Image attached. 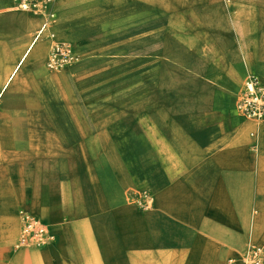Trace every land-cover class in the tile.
I'll use <instances>...</instances> for the list:
<instances>
[{
	"label": "rangeland",
	"instance_id": "374dc122",
	"mask_svg": "<svg viewBox=\"0 0 264 264\" xmlns=\"http://www.w3.org/2000/svg\"><path fill=\"white\" fill-rule=\"evenodd\" d=\"M20 2L14 9L39 18L34 33L46 26L49 52L69 45L76 57L23 67L27 80L43 74L34 91L0 84V143L10 149L4 159L12 185L19 165L41 155L48 169L65 176L82 173L90 160L103 175L106 153L129 183L131 204L146 215L155 201V140L192 152L215 142L233 115L247 117L238 107L247 79L264 76L253 69H264L258 39L264 24L248 22L264 16V7L249 12L246 0H45L33 10ZM11 54L1 45L2 63ZM41 146L43 151H32ZM7 185L0 180V189ZM116 191L111 188L113 196ZM8 197L0 195V216L16 213L20 219L29 208L13 206ZM103 199L99 193L95 202ZM95 261L105 264L103 254ZM239 261L248 264L244 252L233 264Z\"/></svg>",
	"mask_w": 264,
	"mask_h": 264
},
{
	"label": "crops",
	"instance_id": "0c3cea01",
	"mask_svg": "<svg viewBox=\"0 0 264 264\" xmlns=\"http://www.w3.org/2000/svg\"><path fill=\"white\" fill-rule=\"evenodd\" d=\"M17 1L0 4L7 9L0 13V47L12 50L5 63L0 57V84L28 93L43 84V74L27 80L21 70L43 66L50 40L37 36L41 27L33 32L39 18L14 9ZM246 1L249 12L264 7V0ZM248 22L264 24V16ZM258 39L264 55V32ZM231 119L215 142L201 143L194 152L155 140V201L146 215L131 204L129 183L106 153L103 175L90 160L82 173L65 176L63 170L48 169L41 155L19 165L12 185L4 159L10 149L0 143V180L8 183L0 195L8 193L5 200L13 206H27L55 235L33 251L15 249L9 243L20 235L22 219L16 213L1 215L0 264H96L101 253L105 264H233L251 244L264 250V117ZM99 193L102 204L95 202Z\"/></svg>",
	"mask_w": 264,
	"mask_h": 264
},
{
	"label": "built area",
	"instance_id": "2783aa9c",
	"mask_svg": "<svg viewBox=\"0 0 264 264\" xmlns=\"http://www.w3.org/2000/svg\"><path fill=\"white\" fill-rule=\"evenodd\" d=\"M45 0H21L20 6L24 9L33 10ZM46 27V26H43ZM76 57L74 48L69 45L58 47L50 57V66L61 60L73 59ZM246 94L239 104V109L247 117H264V81L257 75L250 76L246 81ZM21 232L14 243L15 249L24 247H41L47 242L55 239L49 225L39 216L30 211L23 212L21 217ZM244 259L248 264H264V252L258 245H249L244 251Z\"/></svg>",
	"mask_w": 264,
	"mask_h": 264
},
{
	"label": "bare ground",
	"instance_id": "6f19581e",
	"mask_svg": "<svg viewBox=\"0 0 264 264\" xmlns=\"http://www.w3.org/2000/svg\"><path fill=\"white\" fill-rule=\"evenodd\" d=\"M24 9V8H23ZM26 10V9H25ZM76 27H78V26H76ZM83 28V27H82ZM77 29V28H76ZM47 29H46V27H41L40 29H39V31H38V33H37V36H40V35H42L43 34V32L44 31H46ZM73 31V30H72ZM78 31V30H77ZM86 34V33H85ZM85 34H84V36H85ZM52 56V53L50 52V55H49V60H50V57ZM2 89H4L5 90V87H1ZM53 241V240H52ZM49 242H51V241H49ZM49 242H47V243H49ZM46 243V244H47ZM44 246V245H43Z\"/></svg>",
	"mask_w": 264,
	"mask_h": 264
}]
</instances>
